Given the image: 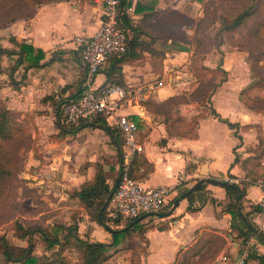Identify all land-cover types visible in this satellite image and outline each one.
Returning a JSON list of instances; mask_svg holds the SVG:
<instances>
[{"label":"crops","instance_id":"1","mask_svg":"<svg viewBox=\"0 0 264 264\" xmlns=\"http://www.w3.org/2000/svg\"><path fill=\"white\" fill-rule=\"evenodd\" d=\"M131 1L133 10L129 16L138 26L153 10L159 13L178 11L201 22L205 17L202 5L209 0ZM137 3L147 10L136 14ZM101 19V7L94 1L50 2L41 5L29 20L13 24L0 33V46L4 48L15 50L10 40L14 38L19 44L34 47V56L39 50L44 54L42 66L25 69L26 62L15 72L13 79L10 70L18 56H6L1 61L4 72L0 75V99L9 110L19 115L21 123L28 126L27 121L30 122L27 128L34 146L27 162L29 171L22 177L32 186L43 191L48 189L45 194L54 192L55 202L63 204L66 201L63 206L68 205L69 200L78 204L83 211V225L95 230L104 227L90 219L73 194L94 178L98 165L103 167L107 183L112 188L121 173L119 149L112 138L96 126L72 133L76 126L64 123L62 105L80 98L87 74L75 51V39L94 36ZM138 40L151 41L145 35L139 36ZM149 53V50L138 47L132 54L122 57L123 61L117 66L120 73L115 77L110 60L97 75L96 85L106 87L119 81L120 86L129 87L155 81V61ZM165 69L168 67L164 66L163 72ZM228 83L219 87L212 102L214 110L223 120L234 124V128L209 114L200 120L195 138L171 134L170 129L162 121L157 122L149 110V107L167 100V97L162 98V90L151 96L141 108L123 112L130 115L138 127H144L143 131L139 128V142L144 152L134 159L139 161L137 175L147 173L139 181L145 187L166 186L173 188L174 192L160 213L139 219V223L112 247L110 253L115 250L116 258H126V264H133L135 260L137 264H241L245 258L250 261L264 256L259 214L262 193L255 185L263 178L264 168L262 160L255 159L256 131L245 129L250 124L245 119L250 120L251 112L242 106L243 119L235 117L240 102L225 93ZM122 151L124 153L125 145ZM205 164L209 178L239 180L240 183L234 186L243 193L240 202L242 218L232 207L233 194L228 190L231 185H202L199 191L205 193L203 205L198 203L194 193L182 198L201 179L208 178L202 175ZM244 179L252 182L245 184ZM125 227L110 228L111 231H121ZM104 232L106 241L100 243L112 244V233ZM109 237L111 241L107 240ZM136 251L138 255H135Z\"/></svg>","mask_w":264,"mask_h":264},{"label":"rangeland","instance_id":"2","mask_svg":"<svg viewBox=\"0 0 264 264\" xmlns=\"http://www.w3.org/2000/svg\"><path fill=\"white\" fill-rule=\"evenodd\" d=\"M53 1L58 0H0V33L13 24L29 20L41 5ZM79 1L93 3L94 0ZM250 2L260 10L259 13L252 18L249 27L227 35L219 26L231 24V15ZM202 7L205 17L201 22L193 19L187 28L183 25L169 27L170 33L185 36L183 40L162 39L150 44L146 42L143 46L155 61V79L165 84L160 94L162 98L167 97L149 110L157 122L162 121L170 129L171 134L195 138L200 120L214 110L212 101L217 90L229 82L225 93L232 96L235 102H240L235 117L243 119L242 106L251 112L250 120L245 119L250 123L245 129L256 131L258 145L255 159L261 161L264 159V28L257 33L253 28L264 25V0H209ZM152 24L147 22L146 29L158 27ZM164 66L168 67L164 70L166 74ZM189 113L192 114L187 115ZM27 125L30 127L29 121ZM139 128L141 131L144 129L142 125ZM29 142L26 150L22 147L24 144L15 139L0 141V162L10 173L0 186V264H23L14 261L28 247V238L20 226L41 225L53 232V238L58 234L63 242L65 233H58L56 227L78 222L81 237L105 242L104 231L108 230H95L83 225V211L77 207L78 204L69 200L68 205L63 206L66 201L63 204L55 202L54 192L45 194L48 189L43 191L32 186L29 180L22 177L24 172L29 171L27 162L34 146L32 141ZM242 182L250 184L252 180L244 179ZM124 224L126 226L128 222ZM107 240L111 241V237ZM33 241V256L38 259V264H82V251L76 245L48 250L40 235H35ZM7 249L14 260L6 257ZM114 251L110 253L107 264H126V258H116L117 252ZM135 255H138L137 251ZM133 264H137L136 260Z\"/></svg>","mask_w":264,"mask_h":264},{"label":"built area","instance_id":"3","mask_svg":"<svg viewBox=\"0 0 264 264\" xmlns=\"http://www.w3.org/2000/svg\"><path fill=\"white\" fill-rule=\"evenodd\" d=\"M101 7L102 19L97 33L92 37L79 36L75 39V51L87 74L83 92L79 99L66 101L62 105L64 123L78 126L103 118L122 134L125 151L117 189L108 201L105 219L113 228H122L124 222H132L149 215L160 213L167 205L174 189L166 186L145 187L141 181L130 177L134 158L144 152L139 142L138 124L123 112L130 108H141L151 96L158 94L165 84L155 80L139 86H108L104 89L95 83L97 75L113 58H122L128 51L129 32L122 28L125 15L132 7H126L123 0H94ZM264 168V159L261 161ZM231 185H238V179H226ZM262 193L259 203L264 236V176L255 183ZM241 264H262L258 260L241 261Z\"/></svg>","mask_w":264,"mask_h":264},{"label":"trees","instance_id":"4","mask_svg":"<svg viewBox=\"0 0 264 264\" xmlns=\"http://www.w3.org/2000/svg\"><path fill=\"white\" fill-rule=\"evenodd\" d=\"M62 1L69 0H58L56 2ZM123 2L126 7H132L131 0H123ZM256 8L257 7L252 6L251 2L250 4H246V6H244L236 14L231 15L232 23L228 25H222V30L230 36L232 34L237 33L241 29L249 27L252 18L256 16L260 11L258 8ZM145 10L147 9L143 8V5L137 3L135 9L136 14H142ZM193 21V19L183 15L178 11L169 10L163 13H159L153 10V13L147 15L138 26H135L131 17L129 15H125L122 28L130 32L131 34L126 55L132 54L138 47H141L143 50L146 49L143 48L146 43L144 41L140 42L138 40L139 36L141 35L147 36L151 39V41H158L162 39L179 41L183 40L185 36L170 33L168 30L169 27L173 25H183L185 28H187V24L189 22L193 23ZM147 22H153L152 26L158 27L146 29ZM261 28H264V25H258L257 27H254L253 30H255V33H257ZM10 40L15 50L7 49L0 46V75L4 72V68L2 67L1 61L3 57L6 56H18L15 65L10 70L11 79H13V76L15 72L19 69V67L26 62L28 63V65L25 69L42 66L41 60L44 58V54L42 51L39 50L38 54L34 56V47L25 44H19L14 38H11ZM150 42H147V44H150ZM111 60L113 69L112 75L113 77H115L117 74L120 73V68H118L117 66L123 61V59L113 58ZM112 85H122V83L118 81L117 83L109 84L106 87ZM106 87H102V89ZM211 115L219 119L223 123H226L230 128H234V124L223 120L215 110L211 112ZM88 126H96L102 129L106 134H108L112 138L113 142H115L116 146L119 149V158L120 162H122V148L124 146V138H122L123 141L120 139V137L122 136L121 132L117 128L111 127L103 118H98L91 122H83L80 125L74 127V130H72L71 132L76 133L82 128ZM12 139H15V141L17 142L19 141L23 143L24 146L22 147H25L26 150L29 148L28 143H30L29 141H31V136L29 134L27 126L19 121V115L17 113L9 110L7 106L0 100V141H12ZM138 170L139 161L138 159H134L130 168V177L136 180L144 178L147 171H145L146 173L137 176L136 172ZM9 176L10 173L6 168V165L0 162V186L3 185L5 178ZM116 189L117 183L111 188L107 183L103 167L98 165L94 178L91 181L84 183L80 187V189L73 194V197L79 200L80 207L88 213L90 219L92 221L97 222L99 225L103 226L105 229L112 233V237L114 240L112 244L100 242L91 243L88 240H85L80 236L78 222H73L69 226L56 227L58 233H65L63 237V242L57 236L58 234L56 235V238H53V232L41 225H30V227L28 228L20 226V230H22L25 233L24 236L28 238V247L26 248V250L23 251L22 255L15 260L12 259L9 250L7 249L5 252L6 257H8V260H14L15 262L23 264H38V259L33 256L35 251V242L33 240L35 235H40V237H42V239L47 243L48 250H52L55 247H62L65 245H76V247L82 251V264H107L110 260V251L112 250V247L116 246L120 238L122 236H125L133 226L139 223V220L129 222L126 225L125 229L121 231H111V229L107 226L105 212L108 201L112 198ZM228 190L233 194L232 207L236 210L235 214H237L238 217L242 218V214L240 211V202L243 193L241 192V189L239 187L234 188L231 186L230 188H228ZM238 206L240 209H238ZM251 258H253V256H251ZM258 260L260 261V263L264 264V256L259 257Z\"/></svg>","mask_w":264,"mask_h":264},{"label":"water","instance_id":"5","mask_svg":"<svg viewBox=\"0 0 264 264\" xmlns=\"http://www.w3.org/2000/svg\"><path fill=\"white\" fill-rule=\"evenodd\" d=\"M203 176L205 177H208V178H204V179H201L194 187H192L191 189H189V191H187L182 198H185L191 194H195L196 196V199L198 201V203L200 205H203V202H204V198H205V193L202 192V191H199V188L204 185V184H211V185H216V186H221V187H226L228 185H231L229 183H227L226 181H220V180H217V179H212V178H209V171L207 170V164H205L203 166V173H202ZM232 187L234 188H237L236 186L234 185H231ZM142 220V219H140ZM139 220V221H140Z\"/></svg>","mask_w":264,"mask_h":264}]
</instances>
